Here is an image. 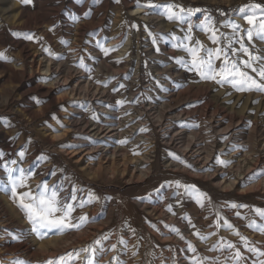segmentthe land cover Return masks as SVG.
<instances>
[{
	"label": "rangeland",
	"instance_id": "rangeland-1",
	"mask_svg": "<svg viewBox=\"0 0 264 264\" xmlns=\"http://www.w3.org/2000/svg\"><path fill=\"white\" fill-rule=\"evenodd\" d=\"M14 1L28 7L29 17L17 21L16 28L3 25L0 17V53H4L0 57L3 159L18 160L35 173L29 180L33 191L38 183L47 181L63 185L62 195H68L75 185L80 190L78 198L86 200L91 192L99 199L73 213L95 218L79 231L69 229L59 234L53 230L41 238L31 231L11 193L3 190L6 178L0 171V249L28 264H44L49 258L86 247L101 234L109 233L104 248L111 249L112 244L117 247L98 256L99 264H109L113 256L120 264H190L193 253L179 235L166 227L172 225L200 256L219 257L223 264L229 253L208 249L224 237L249 257L245 264H252L255 257L246 252L231 230L221 228L218 235L206 241H200L192 232L198 229L208 235L216 231L208 226L219 212L256 247L264 249V235L246 227L249 220L264 223L254 211L264 209V175L247 179L264 170V93L238 92L227 84L203 81L176 63L173 57H188L173 47L179 41H174L172 35L183 38L181 27L186 29L187 25L166 20L158 9L137 8L136 0ZM153 2H175L205 10L189 19L194 38L207 47L215 45L200 29L205 16L210 15L217 27L235 21L247 28L236 10L246 4H264V0ZM149 31L162 34V38L158 35L153 44ZM220 31L231 35L232 30L220 27ZM26 34L34 39H25ZM244 43L250 51L264 56V42L258 38L251 44L245 39ZM19 44L28 45L38 63L32 78L15 77L6 66L19 55ZM98 44L108 48L109 54L105 55ZM233 47L239 48V44ZM236 58L247 59L243 53ZM15 70L20 71L17 67ZM118 100L125 103L118 105ZM94 114L98 120L91 118ZM122 140L127 142L120 143ZM20 151L25 152L22 161ZM172 153L186 163L174 159ZM41 154L47 158L38 160ZM217 156L232 163L220 165ZM52 171L55 176L49 174ZM176 180L195 184L212 203L205 201L201 208L183 195V189L167 186ZM162 184L165 187L156 193L154 189ZM177 191L180 195L174 197ZM149 193L150 199H137ZM232 203L249 207L231 208ZM168 205L175 215L167 210ZM185 214L196 229L181 219ZM121 239L127 247L119 243Z\"/></svg>",
	"mask_w": 264,
	"mask_h": 264
},
{
	"label": "snow or ice",
	"instance_id": "snow-or-ice-1",
	"mask_svg": "<svg viewBox=\"0 0 264 264\" xmlns=\"http://www.w3.org/2000/svg\"><path fill=\"white\" fill-rule=\"evenodd\" d=\"M23 3H29L30 0H22ZM137 8H147L149 10L158 9L160 15L164 16L166 20L175 22L178 25H187V28L181 27V31L185 34L183 38L172 35L174 41L173 47L183 50L188 59L184 57H173L176 63L182 64L188 71L195 72L199 78L203 81H213L217 85H230L238 92H262L264 93V56L257 55L253 51H250L249 47L244 43L245 39L251 44L255 38L264 42V5L260 3H251L241 6L236 11L240 14V18L243 19L248 25L247 28H242L240 24L235 21L226 22L220 27L231 28V35L225 34L220 31V27H217L213 22L210 15L205 16V21L200 25L201 31L207 36L211 44L215 47H207L199 39H195L193 36V25L190 22V17L195 13L205 11L200 8H185L181 4L175 2H167L163 4L154 3L153 0H146L145 3H141V0H136ZM146 14H150L146 13ZM224 14L223 12L221 13ZM133 27H138L133 25ZM149 36L152 37L153 44L157 42V36L162 34H153L149 31ZM171 35V34H170ZM25 39L33 40L34 36L26 34ZM62 43H69L62 41ZM234 44H239V48L233 47ZM98 47L102 49L105 55L109 54V49L104 48L103 45L98 44ZM49 55L55 56V53L44 49ZM114 50V49H113ZM159 52V48L156 49ZM238 53H243L247 59L236 58ZM4 53H0V57H3ZM217 61H219V67H217ZM119 63V61H117ZM248 70H251L250 72ZM251 73H255L252 75ZM99 83V81H97ZM105 87L107 84L105 83ZM123 87V85H121ZM118 89H113L117 91ZM39 103V101H37ZM125 101L118 100L116 104L123 105ZM110 107V106H109ZM56 119V117H53ZM93 120H98L99 117L95 114L91 117ZM59 122V121H58ZM63 127V125H61ZM198 127V125H196ZM140 131H146L141 129ZM227 139V136L223 137ZM127 140H122L120 143H126ZM61 147H78L70 144H62ZM235 150V148H233ZM174 159L181 163H186L174 153L170 154ZM19 160H23L25 152L20 151L18 153ZM4 154L0 152V171H2L6 178L3 184V190L11 193L13 202L24 213L28 224L31 226V231L37 236L43 238L47 232L56 230L57 233L63 234L69 229H75L79 231L83 226L88 224L95 218L89 217L86 213L78 216H73V213L77 209H83L86 204L91 203L94 200H98L99 197L94 193L89 192L87 199H80L77 196V192L80 191L75 185H73L71 192L68 195H62L64 192L63 185L49 184L47 181H41L35 187L33 191L32 186L29 184V180L35 175L31 169H25L20 165L18 160H4ZM47 157L41 154L37 157L38 160H45ZM216 163L227 166L232 163L231 161H225L220 159L219 156L215 158ZM191 167V165H187ZM52 176L56 175L55 171L49 173ZM264 175V170H258L252 173L247 179L252 180L253 177ZM169 187H175L177 190L183 189V195L190 197L201 208L205 207V201L211 204V198L207 193L201 191L195 184L182 183L179 180L174 182H168ZM165 187L164 184L154 189L156 193H160L161 189ZM20 189H25L20 191ZM152 193H149L146 197H137L140 200H146L151 198ZM180 195V192H174L173 196ZM231 208H247L248 205L235 204L229 205ZM167 210L175 215L172 210V206L168 205ZM255 214L264 221V209L255 208ZM239 217L241 214L236 213ZM181 219L187 221L188 225L196 229V225L192 223L191 217L185 214ZM207 219V217H205ZM155 227V225H152ZM171 232L180 236V239L185 241L188 251L193 253L189 258L190 264H222L219 257H207L200 256L197 252V248L180 233V230L172 225H166ZM209 228H215L216 231L203 235L196 229L192 232L200 241H206L209 236L218 235V231L223 228L224 230H231L232 234L239 237V240L243 243L247 253L253 254L255 257L252 259V264H264V249L256 247L254 242H250L247 237L243 236L230 221L220 215L219 212L215 213V219ZM246 227L253 229L264 235V223H257L255 220H249ZM133 234L135 230L133 229ZM109 233L101 234L98 238L88 244L86 247L79 249H73L61 254L57 257L47 259L44 264H99L98 256L106 253L107 251H115L116 244L111 245V249H105L103 241L109 239ZM120 244L127 247V242L123 239L119 241ZM208 251H227L229 254L224 257L223 264H245L249 257L245 256L234 242L226 240L224 237H220L218 241L212 245ZM137 253L133 252L135 256ZM0 264H3L0 261ZM11 264H28L24 260H14ZM109 264H120L117 256H113ZM163 264V262H162Z\"/></svg>",
	"mask_w": 264,
	"mask_h": 264
},
{
	"label": "bare ground",
	"instance_id": "bare-ground-1",
	"mask_svg": "<svg viewBox=\"0 0 264 264\" xmlns=\"http://www.w3.org/2000/svg\"><path fill=\"white\" fill-rule=\"evenodd\" d=\"M28 13H29V9L25 5L19 4V3L15 2L14 0H0V17L2 18L1 20L5 23V24L2 23L3 25L7 24L12 28H16L17 21H19L22 18H28L29 17ZM3 25H1V26H3ZM16 44H18V43H16ZM18 46L20 49H19V55L17 56L16 60L12 61V64H10L11 62L8 61L6 66L10 67L11 73L15 77H20L21 79L32 78L34 76L35 66H36V64H38L36 62V59L34 58V53L29 48V46L26 44H19ZM17 60H19L20 62L17 63ZM48 66H50V65H48ZM15 67L19 68L20 71L16 72ZM0 255H1V258L3 260V264H11V261L18 259L14 253H9L6 250H4L3 248L0 249Z\"/></svg>",
	"mask_w": 264,
	"mask_h": 264
},
{
	"label": "trees",
	"instance_id": "trees-1",
	"mask_svg": "<svg viewBox=\"0 0 264 264\" xmlns=\"http://www.w3.org/2000/svg\"><path fill=\"white\" fill-rule=\"evenodd\" d=\"M258 3H260V4L264 5V4H263V3H261V2H258ZM223 10H224V11H229V9H228V8H223Z\"/></svg>",
	"mask_w": 264,
	"mask_h": 264
}]
</instances>
